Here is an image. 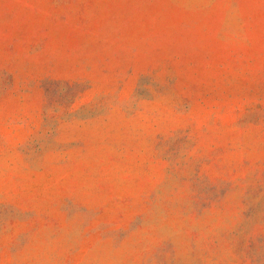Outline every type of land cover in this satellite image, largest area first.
<instances>
[{
  "label": "rangeland",
  "instance_id": "obj_1",
  "mask_svg": "<svg viewBox=\"0 0 264 264\" xmlns=\"http://www.w3.org/2000/svg\"><path fill=\"white\" fill-rule=\"evenodd\" d=\"M0 264H264V0H0Z\"/></svg>",
  "mask_w": 264,
  "mask_h": 264
}]
</instances>
